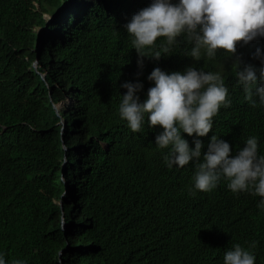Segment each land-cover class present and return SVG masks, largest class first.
I'll return each instance as SVG.
<instances>
[{"label":"trees","instance_id":"16d2710c","mask_svg":"<svg viewBox=\"0 0 264 264\" xmlns=\"http://www.w3.org/2000/svg\"><path fill=\"white\" fill-rule=\"evenodd\" d=\"M152 0H0V254L5 264H224L234 244L252 242L264 264L262 199L233 193L221 179L195 191V166L167 167L170 149L155 146L163 129L147 117L134 133L119 115L125 82L155 68L171 74L195 66L219 72L230 107L221 106L213 134L233 153L247 138L264 155V105L245 100L232 63L261 66L253 41L234 57L217 50L200 60L185 34L164 53L166 38L137 65L124 28ZM159 51L161 58H152ZM262 56V53H261ZM204 138V139H203ZM65 170L63 171V168ZM63 172V175H62ZM65 179V181H63Z\"/></svg>","mask_w":264,"mask_h":264},{"label":"clouds","instance_id":"9594fccd","mask_svg":"<svg viewBox=\"0 0 264 264\" xmlns=\"http://www.w3.org/2000/svg\"><path fill=\"white\" fill-rule=\"evenodd\" d=\"M127 33L132 37V46L136 50L137 65L143 69L144 50L155 45L157 38L165 37L167 46L164 53L170 51L177 37L185 34L194 44L191 57L199 61L201 50L207 57L215 58L217 50H223L234 57L238 45L254 42L260 49L255 58L261 62L256 68L245 64L240 58L232 63L235 77L242 86L245 100L252 107L257 103L264 105V0H152L148 7L134 14L126 25ZM161 58L157 51L152 57ZM154 82L148 89L147 98L141 102L137 95L143 84L125 82L126 89L119 105V115L127 122L132 132L140 131L145 117L148 126L163 129L155 137V146L170 149L163 159L167 167L184 168L190 162L195 166L193 177L195 191L211 192L221 179L227 181V188L233 193L250 192L262 199L257 207L264 210V155H258V139L247 138L244 146L233 153L226 139L213 134L207 144V151L200 139L193 140L190 148L182 133L192 137H206L213 133L215 118L221 106H231L227 99L228 89L219 72H205L191 66L183 73L171 74L155 68L147 78ZM234 244L224 252V264H255L251 249ZM0 264H5L0 254ZM14 264H23L16 260Z\"/></svg>","mask_w":264,"mask_h":264},{"label":"water","instance_id":"95a60500","mask_svg":"<svg viewBox=\"0 0 264 264\" xmlns=\"http://www.w3.org/2000/svg\"><path fill=\"white\" fill-rule=\"evenodd\" d=\"M65 170V167L63 168V171ZM62 175H63V172H62Z\"/></svg>","mask_w":264,"mask_h":264},{"label":"rangeland","instance_id":"374dc122","mask_svg":"<svg viewBox=\"0 0 264 264\" xmlns=\"http://www.w3.org/2000/svg\"><path fill=\"white\" fill-rule=\"evenodd\" d=\"M63 181H65V179Z\"/></svg>","mask_w":264,"mask_h":264}]
</instances>
